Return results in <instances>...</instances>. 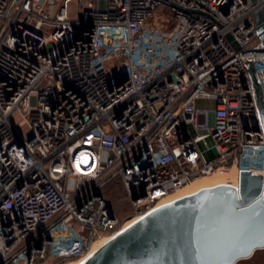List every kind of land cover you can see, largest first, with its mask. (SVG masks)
I'll return each mask as SVG.
<instances>
[{"label": "built area", "instance_id": "built-area-1", "mask_svg": "<svg viewBox=\"0 0 264 264\" xmlns=\"http://www.w3.org/2000/svg\"><path fill=\"white\" fill-rule=\"evenodd\" d=\"M262 7L0 0V264L83 261L198 178L264 175L251 78L225 38L248 53L264 95Z\"/></svg>", "mask_w": 264, "mask_h": 264}, {"label": "water", "instance_id": "water-1", "mask_svg": "<svg viewBox=\"0 0 264 264\" xmlns=\"http://www.w3.org/2000/svg\"><path fill=\"white\" fill-rule=\"evenodd\" d=\"M257 6L262 0H249ZM264 52V7L254 14ZM264 132V95L255 64L235 38ZM218 185L160 206L125 227L80 264H236L264 249V175L240 171Z\"/></svg>", "mask_w": 264, "mask_h": 264}, {"label": "bare ground", "instance_id": "bare-ground-1", "mask_svg": "<svg viewBox=\"0 0 264 264\" xmlns=\"http://www.w3.org/2000/svg\"><path fill=\"white\" fill-rule=\"evenodd\" d=\"M239 172L235 169H229L228 171H218L215 172L209 176H204L201 178L196 179L195 181H192L187 186H184L183 188L179 189L176 193H174L169 199L167 203L173 202L177 199L198 193V191L206 188H212L216 187L218 185H232L235 187H238L239 185ZM136 220H130L126 223L125 227H128L132 223H134ZM110 238H105L98 242L90 251V254L95 252L99 247H101L106 241H108ZM89 254V255H90ZM80 262H71L69 264H80Z\"/></svg>", "mask_w": 264, "mask_h": 264}, {"label": "rangeland", "instance_id": "rangeland-1", "mask_svg": "<svg viewBox=\"0 0 264 264\" xmlns=\"http://www.w3.org/2000/svg\"><path fill=\"white\" fill-rule=\"evenodd\" d=\"M70 11L72 15L75 14L76 6L71 5ZM196 106L198 109L201 108L202 110H212L215 106V102L214 100H209V99H199L196 102ZM199 121L201 123L205 122V118L203 115L199 118ZM74 185H75L74 180H71L68 184L70 189H73ZM122 196H124V191L122 188L117 187V186L113 187L112 193L109 195V197L115 200L116 202L115 209H116L117 215L120 217H125L131 212V207L126 201L121 200ZM69 263L71 262L64 263V264H69ZM236 264H264V249L256 251L255 255H253L252 258L241 260L237 262Z\"/></svg>", "mask_w": 264, "mask_h": 264}]
</instances>
